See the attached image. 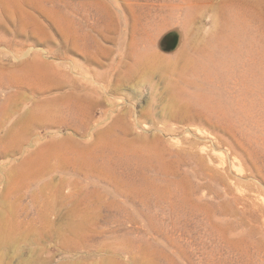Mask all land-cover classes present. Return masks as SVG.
I'll use <instances>...</instances> for the list:
<instances>
[{"label":"rangeland","instance_id":"rangeland-1","mask_svg":"<svg viewBox=\"0 0 264 264\" xmlns=\"http://www.w3.org/2000/svg\"><path fill=\"white\" fill-rule=\"evenodd\" d=\"M111 2L72 16L85 47L65 20L43 30L0 3V264H264V0ZM33 56L42 79L59 65L85 86L102 124L21 130L3 107L39 111L4 85ZM66 138L108 176L40 167Z\"/></svg>","mask_w":264,"mask_h":264},{"label":"bare ground","instance_id":"bare-ground-1","mask_svg":"<svg viewBox=\"0 0 264 264\" xmlns=\"http://www.w3.org/2000/svg\"><path fill=\"white\" fill-rule=\"evenodd\" d=\"M14 1L23 4L24 8H30L32 10V12H29V11L23 12L22 10H19L21 13H23V16L21 17L24 18L20 21H23V22L35 21V23H37L36 24L37 27H40L43 30L44 29L50 30L51 28L50 25L48 24L45 26L42 25V21H43L42 19H47L49 24H53V25H57L60 20H65L68 23L67 29L71 28V30L74 33H76L77 31L79 32V33L77 32V36L74 38V40L79 41V39H81L82 47H85L86 46V44L84 43V38L86 37L85 28H87L88 26L89 29H91L92 26L91 25L86 26V24L83 25L82 23H79L75 21L74 19H72V16L77 17L79 20H88L90 16L92 15V13H94L92 9L93 4H97L99 6V8H97V11H98V10H101V5L108 6L109 1L113 2L115 0H14ZM0 3H3V0ZM13 8L14 9L12 8L8 9V12L10 13L11 17H17L18 14L16 13V10H18L19 8L18 7H13ZM1 12H4V11L1 10ZM73 24L76 25V28L73 27ZM96 46L100 50H98L96 47H93V49L96 50L98 54L105 51L104 48L100 45V43H97ZM37 58L38 57L33 56L30 59V62L26 63L25 66L22 67L23 68L22 70L20 69V72L12 71L11 73L13 74V76L9 78L14 79V80L13 81L8 80L7 83L4 85L5 89H11V92L9 93L11 98L13 96H16L18 98L21 94L29 92L32 96L30 99L33 101L31 103V108H32L31 110L39 111L37 113H34L33 111L32 112H21L20 108L23 106V104L20 108H14V105L16 104L15 101H11L10 103L11 107H8L5 105L3 109L7 115L9 113H18L19 120H23L25 118L29 119V121L26 123L22 122L20 129L23 131H28L31 125H34V127L37 129H43V131L49 132L53 130L54 128H57V129L67 128L68 129L72 127L77 130L76 132L82 133V137H84L93 123L98 122V125H101L102 122L100 123V121L95 119L94 109L91 108V106L87 103V100L88 101L91 100V97L87 96L88 92L83 90L85 86H83V88L79 86V88H81L80 90L78 86L75 87L72 82H71L72 84L65 85L64 84L65 82L63 81L67 79V75L65 73L62 74L61 69L59 68V65H56V66L54 65L52 79H49L50 75H45L48 80L42 79L43 75H40V73H44L46 71H43L45 68L39 69L33 66L34 64L38 65V63L41 65V63L37 61ZM98 59L99 58L96 57L92 64H98ZM86 61L91 62V59H87ZM27 66L29 67L30 76L27 75L28 73ZM101 78L104 79V76H102ZM64 89H69L70 92H67L68 90L65 91ZM81 91H85L84 95L81 94ZM41 103H42V106H41ZM97 105L100 106L101 102L98 101ZM47 106H49V108L45 109V107ZM69 115H72L74 120L77 121L76 124L70 121V119L68 118ZM102 139L103 138L100 136L97 142H93L90 144H93L94 147L95 146L99 147L102 144V142L99 143V141ZM117 141H118V138H116L115 144H117ZM52 142L53 143H49V142L47 143L48 152L42 157L43 164L40 167L44 166L48 162H51L52 158H55V160L56 159L58 160L56 161V164H58V167L62 165L61 163L63 161L64 163L65 161H67L71 163V165L75 169H78L81 172L84 171V174L90 173L92 175H95L103 179L108 176V174H106L101 167H98L94 163L87 162L85 163L86 164L85 166L84 162L86 159L84 160V162L76 161L77 156L74 158L70 156V152H68L70 147L68 148L64 146V144H66L67 146L70 145L71 141L68 138L60 141L61 147L56 146L55 144L57 143H55L54 141ZM14 147L16 148L17 145H15ZM54 148L57 149V152L55 154L52 153V150H54ZM131 150L135 153L134 149H131ZM151 155L153 156L154 153L152 152ZM52 169L53 167L52 165H50L49 171H51ZM71 169L72 168L68 170H71ZM43 175L44 174H41V176ZM255 178L257 177L255 176ZM239 180L241 181V179ZM220 182L222 183V185H224V188L227 187L226 190H228L229 192L227 191L225 192V194L231 197L233 204H235L236 206L238 204L240 205L241 203L244 204L243 202L247 200L246 196L244 195L239 196L238 194L236 195V194L231 193L232 189L229 187V184L228 185L225 184L224 179L222 180L221 177H220ZM196 191L198 192V189ZM226 202L227 201L222 200L221 203H226ZM243 211L244 210H242L241 212Z\"/></svg>","mask_w":264,"mask_h":264}]
</instances>
